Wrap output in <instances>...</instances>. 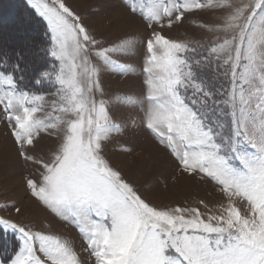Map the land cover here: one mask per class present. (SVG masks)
<instances>
[{"label":"snow or ice","instance_id":"obj_1","mask_svg":"<svg viewBox=\"0 0 264 264\" xmlns=\"http://www.w3.org/2000/svg\"><path fill=\"white\" fill-rule=\"evenodd\" d=\"M45 22L52 62L22 87L30 46L0 41V116L18 156L38 166L26 188L51 214L73 225L94 264H264V0H124L150 30L144 42L140 96L105 98L102 74L133 72L114 56L132 55L131 38L105 46L67 0H27ZM219 12L202 23L215 40L204 51L168 38L164 27L201 10ZM211 71L217 84L206 75ZM50 108L51 111H45ZM127 109L163 146L179 171L211 182L223 202L209 207L158 205L107 158L125 131L113 112ZM42 134L58 143L48 159L35 149ZM131 151V149H123ZM20 207L0 203V210ZM203 208V211H202ZM0 230L18 233V250L0 264H82L70 242L0 216ZM3 255V254H0Z\"/></svg>","mask_w":264,"mask_h":264},{"label":"rangeland","instance_id":"obj_2","mask_svg":"<svg viewBox=\"0 0 264 264\" xmlns=\"http://www.w3.org/2000/svg\"><path fill=\"white\" fill-rule=\"evenodd\" d=\"M23 1L35 13L27 0ZM67 3L81 16L92 35L104 42L105 46L119 43L125 38L137 42L132 55L114 56V59L131 65L134 71L127 74L105 72L102 74L101 82L106 92V99L117 94L140 96L145 87L143 83L145 76L142 71L145 56L144 42L150 35V30L143 19L129 12L124 0H67ZM19 13V1H0V41L8 43L9 48L20 44L30 46L31 57L34 53L31 49L32 40L40 41V39L38 33H35L36 27L27 28L28 18L24 22L17 20ZM219 15L218 11L212 9L201 10L186 15L182 23L173 25L172 28L164 27L161 30L159 26L154 27L157 31H163L168 38L192 42L200 52H203L204 46L211 44L215 36L200 25L216 22ZM37 17L40 18L38 15ZM40 20L42 21L41 18ZM42 22L40 27L45 29V22ZM42 40L44 48L46 46L44 32ZM42 54L44 56V53ZM44 58L46 61L41 70H47L52 62L51 57L44 56ZM33 74L34 72L27 67L22 87H28L30 84L31 87L28 88L33 91L48 93L46 102L56 99L51 95L54 88L50 82L45 81L38 86L32 85ZM206 75L217 84L225 83L223 76L217 80L211 71H207ZM113 115L117 122H122L125 131L114 136L107 144L106 156L147 199L158 205L170 206H197L201 199L208 203L209 207L223 202V197L211 182L201 180L199 176L181 173L167 150L156 143L138 123L136 125L132 123L134 118L138 121L135 112L121 109L114 111ZM57 143L55 135L42 134L39 143L31 151L38 157L48 159ZM123 149H131V151H123ZM37 171L38 166L25 163L18 156L8 125L0 116V203L21 208L20 213H16L14 207L0 210V216L10 218L21 226H28L33 231L60 236L70 242L82 264H94V259L86 251L87 243L79 231L68 222L55 217L28 193L25 179L36 174ZM0 233L3 235L0 236V254H3L0 255V259H6L18 250L19 234L11 230L7 232L0 230Z\"/></svg>","mask_w":264,"mask_h":264},{"label":"trees","instance_id":"obj_3","mask_svg":"<svg viewBox=\"0 0 264 264\" xmlns=\"http://www.w3.org/2000/svg\"><path fill=\"white\" fill-rule=\"evenodd\" d=\"M17 1H19V12H20L17 20L24 22L28 18L29 21L27 22L29 26L27 28L33 27V26L36 27L35 33H38L37 35L39 36V39H40V41L32 40L33 43L31 45V49L34 50L33 51L34 53L30 57L29 56L30 51H29V55L26 61L28 65L27 67L29 68V70H31L32 72H35L37 69L41 70V68H43V65L46 61L42 54L43 52L41 51V49L44 46V42L42 40V34L45 31V29L44 27L42 28L40 27V23L43 24V22L41 20L39 21L40 18H38L37 15L29 7H27L26 3L23 0H17ZM12 47H10L9 50H11ZM36 54H37V57H35ZM28 87H31V85L29 84ZM0 236H3L2 233H0Z\"/></svg>","mask_w":264,"mask_h":264}]
</instances>
